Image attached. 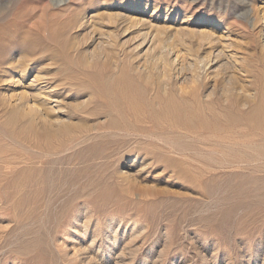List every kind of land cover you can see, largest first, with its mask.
Wrapping results in <instances>:
<instances>
[{"label":"rangeland","instance_id":"obj_1","mask_svg":"<svg viewBox=\"0 0 264 264\" xmlns=\"http://www.w3.org/2000/svg\"><path fill=\"white\" fill-rule=\"evenodd\" d=\"M149 1L164 17L174 2ZM260 1L179 0L226 17L251 66L166 84L159 50L149 78L137 66L135 33L119 28L98 55L78 27L92 10L98 26H122L131 14H114V0H0V264H264V50L251 20ZM36 74L71 116L61 133L14 109ZM233 81L247 88L228 91ZM125 89L142 115L110 96Z\"/></svg>","mask_w":264,"mask_h":264},{"label":"bare ground","instance_id":"obj_2","mask_svg":"<svg viewBox=\"0 0 264 264\" xmlns=\"http://www.w3.org/2000/svg\"><path fill=\"white\" fill-rule=\"evenodd\" d=\"M116 1L117 0H114V3L112 2V4H111V9L113 10L114 14H116V15H120V14H126L127 15L128 13L131 14V16L129 15V17H128V20L125 19L126 21L122 22L123 23L122 26H120L117 23V25L115 27V25H110V23H108L110 27L114 26L116 29L115 28L113 30L108 29L109 28L108 24L104 23L101 26L102 27L106 26L107 30H104L105 33H103L101 26L100 25L98 26V23L100 24V21L97 23L96 18L90 14L93 10L90 13L82 12L83 14L81 15V17L78 16L79 18L76 20V21H78V24H77L78 27H81V29L83 28L85 30H88L90 35L93 36V40L98 41V47H97L98 48L97 49L98 55H100V53H103L104 50L105 51L107 50L105 47H108V49L109 48L114 49V47L117 45V37H119L118 36V34H119L118 32L120 30L119 28H121L122 33H124V34L125 33H128V34L135 33L136 34L134 36V39L136 40V44H137L135 46V48L137 47L138 48L137 50L144 52L143 56H141L143 58L141 60H143V61L142 62L139 61L141 63H139V65L137 64V66H139V69H143V71H145L144 73L146 75V78L150 77L151 72H149V70H148L149 66L147 69V65L149 63V59H150L151 55L156 53L155 50H159V52L158 51L157 52L159 54V60L161 62L160 64H162V66H163L162 70H163L165 79L167 80L166 81L164 79L166 84H169V82L174 77H178L182 74H188V75H191L193 77H196L197 79L201 76H207V75H212V76L213 75L214 76H216V75L220 76L221 75L222 76L223 74H226V75L228 74V76H230L231 78H235L239 72L247 73L248 71H250L247 69L248 66L249 67L251 66L249 64L247 57L235 48L236 47L235 45H237L236 43L238 41L236 42V37H235L236 35L234 36V33H233L231 27H229L227 25L228 22H226V20H224L226 17L224 19H219L218 16L214 13L213 14H206V12H199L198 13V10L195 9L196 7H195L194 2H189V3L184 2V5L180 6L178 4L179 0H173L174 1L173 4L170 6V8L167 9V13L165 14L166 16L164 17V16H162V13H160L159 6L155 5L154 10L151 13L149 12V10H150L149 8L151 7V5H150L151 3L149 0H146L145 2L142 0H139L138 3L129 4V5L128 4L118 5V4H116ZM193 1H196V0H193ZM68 2H69V0H68ZM70 2H71V0H70ZM64 4H65V2H64ZM251 12H252L251 20L253 21V25L255 26V24H257L259 27L258 31L260 32L259 35L263 40L262 41V48L264 50V0H261L260 3L256 5V7L254 6V8L251 9ZM126 15H124V16H126ZM109 17H107L108 20H111V18H109ZM105 20H107V19L105 18ZM102 23H103V21H102ZM119 39H121V38H119ZM93 40H92V42H93ZM90 44H92V43H90ZM90 44H89V46H90ZM125 44H126V42H125ZM86 46H87V44H86ZM164 46L166 47V50H167L166 51L167 56L164 55V51L162 50V47H164ZM94 48L93 49L96 50V47H94ZM94 50H93V52H94ZM116 50H117V48H116ZM134 50L135 49H133V51ZM88 53H89V51H88ZM97 53H96V55H97ZM7 54H8V52H7ZM92 54L93 53L91 52V56L95 58L96 56H94ZM123 54H126V53H123ZM92 57H90V58H92ZM103 57H104V54H103ZM152 59H153V56H152ZM28 60H27V62H28ZM122 60H124V58ZM139 60H140V58H139ZM6 62H8V61L6 60ZM6 62H4L5 65H7ZM118 64H119V61H118ZM160 72H161V70H160ZM21 74H22V72H21ZM128 74H130V73H128ZM140 74H139V76H140ZM24 75H21V76L24 77ZM238 75H240V73ZM46 76H48V74ZM241 76H242V74H241ZM23 77H21V78H23ZM225 77H222V78H225ZM112 78H109V79H112ZM151 78H153V76ZM41 79L44 80V78H41L40 76H38L36 74L32 80H29L30 82L28 84H26V87H28L29 90L26 89L24 91L25 88H23L22 91H24L23 92L24 94L23 95L21 94L22 95L21 97L18 95L20 98L19 103H16L17 105L14 107V109L17 112H21V113L25 114L26 116H28L31 121H34L35 123L39 124L40 127L42 129L46 130L49 134L61 133L65 129H67L68 125L70 124L71 116L66 110H64L62 108L65 105H61V103H62L61 102L62 99H60L61 96L60 97L57 96L59 93L57 95H55L56 92H54L53 88L48 83L49 82L48 80H47L48 82L44 81L46 83H44V85L41 86L42 83L39 82ZM105 79H104V81H105ZM212 79H213V77H212ZM19 80H21V79H18L17 82H19ZM53 80L54 79H52V82H53ZM94 80L96 82V79H94ZM241 80L243 81V78ZM218 81L221 82L220 79ZM242 81H240V83ZM238 82L239 81H237V82L233 81L232 83H235V84L231 85V88L229 87L228 91H230V90L238 91V90H244L245 88H247V85L244 84L246 82H243L241 84ZM53 83H55V80ZM106 83H108V82H106ZM106 83H104V84H106ZM129 83H130V81H129ZM12 84H14V82H12ZM163 84H161V85H163ZM222 84H225V83H222ZM20 85H22V84H20ZM215 85L217 86L216 83H215ZM69 86L71 87V85H69ZM209 86H210V84H209ZM220 86L222 87V85H220ZM218 87L219 86H217V88ZM225 87H226V85H225ZM162 88H163V86H162ZM33 89L37 90V91H34ZM56 89H57V87H56ZM163 90H164V88H163ZM164 91H166V90H164ZM225 91H226V93L228 92L227 89ZM27 92L29 93V95L27 94ZM96 92H98V91H96ZM115 92L116 91L111 92L110 96H113L117 101L123 100L124 102H126V104H127L126 106H128L126 108H128L129 113L131 115H133V116H137L139 114L142 115L141 114L142 106L139 103V100H137L134 96H132L134 93L131 90L125 89L123 91H120V93H115ZM241 92L242 93H240V95H242V97H244L243 91H241ZM60 93H62V92L60 91ZM102 93H104V92H102ZM248 94H250V93H248ZM62 95H63V93H62ZM16 99H18V98H16ZM16 101H18V100H16ZM78 102H79V100H78ZM69 103H70V101H69ZM79 103H81V102H79ZM110 103L111 102L109 100V104ZM155 103H156V105H158L157 102H155ZM112 104H114V103L112 102ZM145 104H146V102H145ZM77 107H78V105H77ZM113 107H114V105H113ZM113 107H111V108H113ZM67 108H68V106H67ZM115 109H117V106ZM70 110H71V108H70ZM179 110H181V109H179ZM117 111H118V109H117ZM115 112H113V113H115ZM116 113H118V112H116ZM149 113H150V110H149ZM117 116H119V115H117ZM130 116H129V118H131ZM109 117H110V114H109ZM134 118H133V120H134ZM72 119H73V116H72ZM125 119L126 118H124V120ZM141 119H142V117H141ZM147 119L148 118H146V120ZM154 119H155V117H154ZM120 120H121V118H120ZM133 120H132V122H133ZM127 121H129V119ZM147 121H149V120H147ZM123 122H125V121H123ZM163 122H164V120H163Z\"/></svg>","mask_w":264,"mask_h":264}]
</instances>
